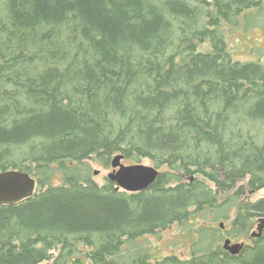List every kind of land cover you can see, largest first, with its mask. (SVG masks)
Wrapping results in <instances>:
<instances>
[{
	"label": "trees",
	"instance_id": "trees-1",
	"mask_svg": "<svg viewBox=\"0 0 264 264\" xmlns=\"http://www.w3.org/2000/svg\"><path fill=\"white\" fill-rule=\"evenodd\" d=\"M261 17L264 0H0V172L37 181L0 205V264H264V233L235 255L143 243L194 222L211 242L209 213L248 237L264 217L246 195L264 189V62L224 31ZM117 154L155 182L94 181L86 162Z\"/></svg>",
	"mask_w": 264,
	"mask_h": 264
},
{
	"label": "rangeland",
	"instance_id": "rangeland-1",
	"mask_svg": "<svg viewBox=\"0 0 264 264\" xmlns=\"http://www.w3.org/2000/svg\"><path fill=\"white\" fill-rule=\"evenodd\" d=\"M226 41L228 48L232 52L234 58L241 61H263L264 62V17H261L257 22H244L242 21L238 25H227L224 27ZM124 163L127 161L123 160ZM92 172L93 180L98 184H102L106 181L108 173L111 172L112 166L105 167L103 164L98 163L94 159H90L87 162ZM140 164L154 165L150 160H139ZM162 170V169H160ZM97 171V174H94ZM82 174H86L85 170L81 171ZM61 177L56 176L55 182H59ZM249 200L255 201L264 197V189L255 192L247 193ZM202 223L206 226L212 227L211 230H215L216 239L210 242L212 238L201 237L199 231V223L194 222L191 225L183 226L179 224L172 225L166 230L160 231L156 235L150 236L144 239L143 243L149 247L155 255L165 256L169 254H176L180 257H190L193 251L200 253L211 245V248L215 249L217 246L223 247L226 238L230 237L226 235V229L229 227V222L220 217L215 218V215L209 213L204 217ZM258 219L250 233L257 231ZM202 224V225H203ZM223 224V226H221ZM209 231V230H208ZM204 236V235H203ZM234 242H242L244 244H251L250 236L232 238Z\"/></svg>",
	"mask_w": 264,
	"mask_h": 264
},
{
	"label": "water",
	"instance_id": "water-1",
	"mask_svg": "<svg viewBox=\"0 0 264 264\" xmlns=\"http://www.w3.org/2000/svg\"><path fill=\"white\" fill-rule=\"evenodd\" d=\"M122 154L115 155L111 160L112 170L107 178L116 184V190L139 192L148 189L157 179L160 171L153 165L140 163L125 164ZM97 174V171H94ZM37 181L29 173L20 170L0 172V205H13L34 195ZM223 226V224H221ZM264 228V218L260 219L258 233L260 236ZM254 234V233H253ZM223 247L235 255L240 252L243 243H231V239L224 241Z\"/></svg>",
	"mask_w": 264,
	"mask_h": 264
},
{
	"label": "flooded vegetation",
	"instance_id": "flooded-vegetation-1",
	"mask_svg": "<svg viewBox=\"0 0 264 264\" xmlns=\"http://www.w3.org/2000/svg\"><path fill=\"white\" fill-rule=\"evenodd\" d=\"M263 233H264V228H263L262 233L260 234V236L255 235V232H254V234L250 233L249 236H250L251 241L253 242L254 239H257V238L261 237L263 235ZM229 238L232 240L233 237L230 236ZM232 242H233V240H232ZM244 245H246V244H244Z\"/></svg>",
	"mask_w": 264,
	"mask_h": 264
}]
</instances>
